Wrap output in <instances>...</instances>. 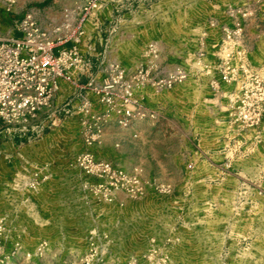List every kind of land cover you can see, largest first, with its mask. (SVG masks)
Returning a JSON list of instances; mask_svg holds the SVG:
<instances>
[{
  "label": "rangeland",
  "instance_id": "rangeland-1",
  "mask_svg": "<svg viewBox=\"0 0 264 264\" xmlns=\"http://www.w3.org/2000/svg\"><path fill=\"white\" fill-rule=\"evenodd\" d=\"M54 2L0 0V36L31 11L72 38L83 28L54 22L79 14L95 30L105 18L104 40L78 81L85 120L74 114L44 129L72 130L71 147L50 150L32 121L13 125L0 147V264H264V0H122L109 21L106 0ZM116 64L127 79L142 67L190 75L145 85L149 98L135 83L141 107L109 105L100 91ZM67 96L39 112L45 121ZM128 109L136 112L124 126ZM101 163L140 184L114 190L125 179Z\"/></svg>",
  "mask_w": 264,
  "mask_h": 264
},
{
  "label": "built area",
  "instance_id": "built-area-1",
  "mask_svg": "<svg viewBox=\"0 0 264 264\" xmlns=\"http://www.w3.org/2000/svg\"><path fill=\"white\" fill-rule=\"evenodd\" d=\"M103 24V19L97 17L96 29L93 32L88 33L85 29H81L72 38L62 34V26L53 30L42 28L33 12L28 11L19 19L12 35L0 36V147L8 141L13 125L28 124L38 116L39 112L53 105L62 80L79 88L77 99L81 100L77 102L74 98L76 94L73 93L67 96L65 107L59 111L60 115L55 111L46 124L33 127L37 135L42 134L48 124H50L49 128L63 124L74 114L80 121L85 120L89 102L83 92L87 85H80L78 81L88 76L92 59L100 55L99 43L103 44L104 37L103 29L99 27ZM70 39L72 43L66 45ZM83 41L84 50L81 48ZM150 52L158 56L156 44H150ZM111 71L112 77L105 81L104 88L100 91L103 92L102 101L114 105V102L125 100L136 108L141 107V104L134 97L135 83H143L144 86L152 84L162 89L172 87L190 75L186 70L154 75L151 67H142L136 75L127 79L126 70L117 64ZM228 77V74L224 76L226 80H229ZM91 84L89 83V86ZM135 112L128 109L120 120L122 125L127 126L135 116ZM141 113L146 115V112ZM0 153H3L1 148ZM87 154L81 153L80 165L83 167L88 165ZM96 167H102L108 172L113 171L125 179L115 183L114 190L128 189L130 185L136 188L140 184L137 178L128 176L123 170L109 163H101ZM38 184L35 182L34 186ZM134 188L130 191H135ZM114 190L111 192L113 193Z\"/></svg>",
  "mask_w": 264,
  "mask_h": 264
},
{
  "label": "crops",
  "instance_id": "crops-1",
  "mask_svg": "<svg viewBox=\"0 0 264 264\" xmlns=\"http://www.w3.org/2000/svg\"><path fill=\"white\" fill-rule=\"evenodd\" d=\"M122 0H106V4L105 6H107V9H110V12L109 14H106V20H111V16L113 15L112 14V11H113V7L112 6H118V4L121 3ZM54 6H84L86 4V0H55L54 2ZM50 16H58L57 14H51ZM62 17V16H61ZM62 19V18H60ZM105 19V18H104ZM103 19V20H104ZM94 21V20H93ZM91 22L92 26H93V23L94 22ZM81 22V23H80ZM55 25H59V24H70L72 27H73V30L74 32L78 31L81 28L85 29L86 32L88 33H91L93 32V28H91L92 26L90 24H88L87 20L86 21H81V16L78 14L76 16H72V18L70 17H66V18H63L62 20H56L55 22ZM43 27V26H42ZM73 32V33H74ZM129 36V34H123L122 35V38L123 40L125 41L126 40V37ZM72 43V40L70 39L69 41H67L66 45H70ZM85 42L83 41L82 44H81V48L82 50L85 49ZM161 63L163 62V58H161ZM128 72L129 73H132L134 72L135 70V66H131V67H128ZM196 85V82H192ZM60 90L58 91L56 97V103H58L59 99H62V97L66 94L70 95L74 92L75 90V86L69 84L67 81L65 80H62L61 81V85H60ZM196 87V86H194ZM153 87L151 86H145L143 88H139L137 90V92H139V95H142L143 94V97L145 98H149L150 95H151V91ZM140 92H143V93H140ZM77 121H79V119L77 118ZM32 122L35 124H38V125H44L46 124L47 121H45V117L42 115V114H38V116L36 118H34L32 120ZM71 132H73L71 130ZM69 132V131H66V129L62 130V132H60L59 134H57V136H53V135H56V134H52V133H45L43 132L41 135V137H43V140L46 139V140H50L52 142L49 143L50 145V150H56L59 146V148H63L64 152L67 151L71 146H70V141H71V138H73V135L72 133ZM42 148V146L40 145L38 147V150H40ZM58 148V149H59ZM40 154V151H38ZM57 156V155H56Z\"/></svg>",
  "mask_w": 264,
  "mask_h": 264
}]
</instances>
